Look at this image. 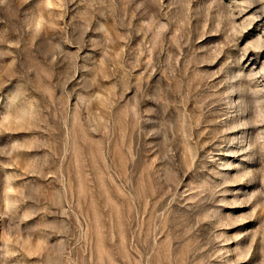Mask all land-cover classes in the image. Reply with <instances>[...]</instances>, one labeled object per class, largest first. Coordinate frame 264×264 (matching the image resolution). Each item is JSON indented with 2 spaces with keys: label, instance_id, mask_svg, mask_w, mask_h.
<instances>
[{
  "label": "rangeland",
  "instance_id": "374dc122",
  "mask_svg": "<svg viewBox=\"0 0 264 264\" xmlns=\"http://www.w3.org/2000/svg\"><path fill=\"white\" fill-rule=\"evenodd\" d=\"M0 264H264V0H0Z\"/></svg>",
  "mask_w": 264,
  "mask_h": 264
},
{
  "label": "clouds",
  "instance_id": "9594fccd",
  "mask_svg": "<svg viewBox=\"0 0 264 264\" xmlns=\"http://www.w3.org/2000/svg\"><path fill=\"white\" fill-rule=\"evenodd\" d=\"M248 27V24H247V22L245 21V22H242L240 25H236V26H234L233 28H232V30H231V33H230V36L231 37H238V36H240L242 33H243V31L246 29ZM254 39H259V37H256V38H254ZM249 48H253V42H252V40H250V41H248L245 45H244V47L242 48V53H243V50L244 49H249ZM259 49H257V51H258Z\"/></svg>",
  "mask_w": 264,
  "mask_h": 264
}]
</instances>
